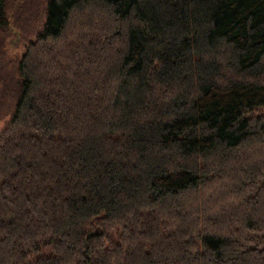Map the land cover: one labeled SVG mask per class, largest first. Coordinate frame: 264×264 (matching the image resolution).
<instances>
[{"label": "trees", "instance_id": "16d2710c", "mask_svg": "<svg viewBox=\"0 0 264 264\" xmlns=\"http://www.w3.org/2000/svg\"><path fill=\"white\" fill-rule=\"evenodd\" d=\"M17 71L0 264H264V0H47Z\"/></svg>", "mask_w": 264, "mask_h": 264}, {"label": "rangeland", "instance_id": "374dc122", "mask_svg": "<svg viewBox=\"0 0 264 264\" xmlns=\"http://www.w3.org/2000/svg\"><path fill=\"white\" fill-rule=\"evenodd\" d=\"M46 2L47 0L6 1V15L10 25L5 30L0 29V46H2V48L0 47V116L2 117L12 110L14 103L11 91L15 89L18 80V61L23 56L26 47L36 40L43 27ZM79 23L81 22L74 17L68 28V34L74 35L75 31L80 32L82 29L79 27ZM39 63L37 62V65ZM222 77L218 80L219 82H229L235 78V75L224 69ZM253 79L264 83V74L253 77ZM254 117L264 119V109L255 112ZM4 124V121L0 123V130Z\"/></svg>", "mask_w": 264, "mask_h": 264}]
</instances>
